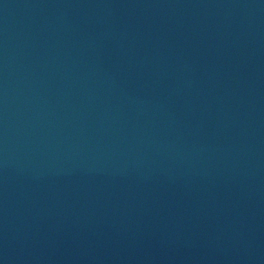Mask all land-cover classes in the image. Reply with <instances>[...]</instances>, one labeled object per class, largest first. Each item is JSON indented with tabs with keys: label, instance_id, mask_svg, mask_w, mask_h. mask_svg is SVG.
Segmentation results:
<instances>
[{
	"label": "water",
	"instance_id": "1",
	"mask_svg": "<svg viewBox=\"0 0 264 264\" xmlns=\"http://www.w3.org/2000/svg\"><path fill=\"white\" fill-rule=\"evenodd\" d=\"M169 0H0V215L83 124Z\"/></svg>",
	"mask_w": 264,
	"mask_h": 264
}]
</instances>
